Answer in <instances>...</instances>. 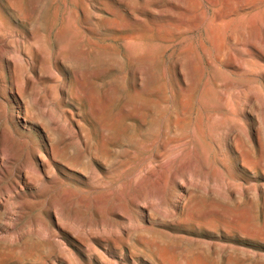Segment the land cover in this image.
<instances>
[{
	"label": "rangeland",
	"instance_id": "374dc122",
	"mask_svg": "<svg viewBox=\"0 0 264 264\" xmlns=\"http://www.w3.org/2000/svg\"><path fill=\"white\" fill-rule=\"evenodd\" d=\"M16 1L24 11L33 8L48 26L58 23L63 13L82 12L79 0ZM107 1L138 29L145 27L144 58L128 64L121 48L108 47L112 42L105 38L113 31L103 18H114L113 9L96 2L90 11L97 17L77 22L81 31L90 28L101 38L98 66L70 61L72 73L81 70L84 76L86 96L79 118L91 152L83 151L79 142L52 134L54 149L67 145L65 156L44 170L33 159L37 172L47 173L19 193L22 208L5 206L0 216V264H264V0H243L238 6L217 0L206 12L202 28H190L174 42L165 40L170 4L185 1L193 7L196 0H158L165 13L157 14L146 5L151 0ZM126 3H132L135 16L144 23L131 20ZM226 11L231 16L220 32L243 28L249 42L242 51L232 48L233 59L216 63L218 70H212L205 55L216 50L205 39V26L213 14ZM196 17L192 10L178 14L189 23ZM119 49L122 55L111 57ZM247 51L261 70L242 74L237 68L249 59ZM63 72L67 74V69ZM220 91L228 101H221ZM0 102L4 141L10 138L28 152L31 148L41 152L45 126L41 116L19 120L9 109L8 95ZM66 107L76 112L70 103ZM222 122L227 128L219 134ZM170 138L183 147L155 162L154 156ZM140 168L144 170L138 181L126 186ZM151 174L155 176L148 183ZM53 178L70 187L64 193L72 195L74 203L62 205L58 197L49 198L53 193L45 183ZM95 179L107 185L115 180L118 189L104 198ZM144 190L149 200L135 199Z\"/></svg>",
	"mask_w": 264,
	"mask_h": 264
},
{
	"label": "bare ground",
	"instance_id": "6f19581e",
	"mask_svg": "<svg viewBox=\"0 0 264 264\" xmlns=\"http://www.w3.org/2000/svg\"><path fill=\"white\" fill-rule=\"evenodd\" d=\"M141 1L143 2V0ZM223 1L226 4L228 2H233V5L238 6V3H241L243 0ZM79 2L80 9L82 11L81 14L76 12L75 14H72V16V12H70V14L68 13L69 15L62 12L63 15L60 17L59 22L57 23V21H55V24L48 26L44 22V20H41L38 17L33 8H30V10L28 11H24L19 1L0 0V99L2 100L3 97L7 95L9 96V109L13 112L12 114L15 116V118L19 120L21 119L22 121H26V119L36 120L38 119L37 115H40L41 119H43V122L45 123V126H42L43 135L41 136V152L38 153L33 148H31L30 152L26 151L24 144H18L15 140L10 138L6 139V143L4 141V130L0 129V216L6 210V205L12 206L14 210L22 208L19 193L23 190V188L28 187L29 184L34 186V182H41V178H43L45 176L44 174L47 173V170L44 171V174L43 172H37V168L33 163V159H38L39 167L41 168V170H44L50 168V162H56L55 159L60 158L61 155L62 157L65 156V149L67 145L64 144L61 146V148L54 149V147L50 143V137L52 136V134L56 135L61 140L68 139L73 142H79L85 148L83 151H86L87 154H90L91 152V150L88 149L86 145V139L84 136L85 131L83 130V124H81L82 121L79 118L83 113L82 106L84 104V98L86 96V93L84 92V76L81 70H78V74L72 73L70 61L71 59H78L87 63L89 62L91 68L98 66L99 58L102 57L100 55L101 46L99 41L101 40V38L97 32L93 31L90 28H86L85 32L81 31L80 29H78L77 22H89L93 17H97L98 13L96 14L93 13V11H90L91 7L94 6L96 2L101 4L103 8L105 6L106 9H113L111 10V14H113L114 18L110 20L103 18L110 24V29L113 31L105 38L106 40L112 42L108 47L113 50H115L116 47L121 48L123 51V56L127 59L128 64H133L136 61H142L144 58L143 51L146 47V30L144 29L145 27L141 26L142 28L138 29L135 22H130L128 17L123 15L121 12L114 11V7H111V3L108 1V3L104 2V0H79ZM184 2L185 1L182 2L183 4H178L176 1H173V3L170 4L169 11H171L172 13H169L170 15L168 21H166V24L170 27V30L165 34V40H167V42L176 41V39L179 38L184 31H187L190 28L192 30H199L200 28H202V25L206 22V12L208 10H213V8L217 4V0H196L193 7L190 5L188 7L186 3V6L184 5ZM128 3H126V5H128ZM130 5L132 6V3H130ZM130 5L126 6V8L129 9V16L133 18L131 20H139L141 23H144L142 19L138 18V15L135 16V13L133 11L134 6L131 8ZM146 5L152 7V9L150 8L149 10L151 12L153 11L154 14L165 13L161 9L163 5L159 4L158 0L146 1ZM189 10L197 12V17L193 22L189 23L187 21L178 19L179 13H186L189 12ZM230 16L231 11L228 13L226 11V14L222 15L213 14L212 18L209 19L208 23H206L205 39L210 45L215 46L214 48L216 50L215 54L212 56L208 53L205 55L211 67L210 69L212 70H218V66L216 65V63H222L227 58L233 59L234 56L232 48H238L242 51V49H244L248 45L249 41H247L246 35L242 30L243 28H241L240 30H235V32L233 33H227L223 30H221L220 32L219 28ZM55 19L57 20V18ZM57 24L58 27L57 29H55V25ZM53 33L55 43L52 38ZM115 43H118V46L112 45ZM108 47H105L106 50L103 48L105 52L107 51V49H109ZM204 51L207 52V49L205 48ZM248 51L246 52V54L248 55L249 59H244L243 65L239 64L237 66V68L241 70L240 72H243L242 74L254 73V69L257 68L259 64L254 61L253 54H249ZM255 51L256 50H254V52ZM110 55L111 57H120L122 54L119 49L118 52H111ZM65 68L67 69V74L63 72V69ZM88 74L94 75L93 71ZM138 75L141 76L140 70L138 72ZM222 77L224 78V76ZM232 81L233 80H231V82ZM237 81L242 80L238 79ZM243 83L247 84L245 82ZM248 83L250 84L249 80ZM236 88H239L242 91L245 90H243V86H237ZM222 91H220V93ZM236 92L238 93L239 91ZM226 95L227 94L225 92L221 93V101H224V99L228 101ZM262 98L264 99V97ZM254 100L263 105L261 100L257 98H254ZM68 103H70L74 107V109L76 110L75 113L66 107V104ZM1 110L2 103L0 102V111ZM223 119L224 121L228 120L227 117H224ZM222 123V125L220 124L218 126L217 133L219 134L224 133L227 128L225 126V122ZM64 126H66V128ZM14 127L16 128V125ZM18 127H22V124L21 126L18 125ZM169 140L170 142L168 144H164L161 150L158 151V153L154 156L155 162L156 159L162 156H167L168 154L174 155L177 149L183 147L182 145L184 143L178 145L180 142L176 138H170ZM62 159L63 158H61L60 161L64 162ZM143 170L144 169L140 168L134 176H131V181L126 182V186L129 185V182L132 183L134 181H138ZM147 170L148 169H146V173ZM153 176H155V174H151L150 176H148L149 178L146 182H153L151 180V177ZM114 182H110L109 180V183L107 185L106 182L102 184L101 182L99 183L98 179H95L97 188L104 189V198L107 199L109 197H112L113 190L115 188V190L118 189V187H115L116 185L114 184ZM45 184L50 186V189L52 190V193L54 195H50L49 198L58 197V202L62 205L70 204L71 202L74 203V201L72 200V195H66L64 193V191L67 190L66 188H70L68 185L64 184L56 178H53L50 182ZM92 185L91 183L88 184L90 189H92ZM141 192L142 193H140L135 199L148 201L149 193H147L146 190ZM31 197L34 196L31 195ZM49 198L47 200H49ZM126 199L131 204H134L133 198L127 197ZM27 203H29V201ZM13 241L17 242L16 236H13ZM78 242L82 243V240H78Z\"/></svg>",
	"mask_w": 264,
	"mask_h": 264
}]
</instances>
